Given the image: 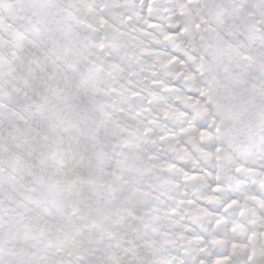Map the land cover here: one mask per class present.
<instances>
[{
    "label": "snow or ice",
    "instance_id": "snow-or-ice-1",
    "mask_svg": "<svg viewBox=\"0 0 264 264\" xmlns=\"http://www.w3.org/2000/svg\"><path fill=\"white\" fill-rule=\"evenodd\" d=\"M0 264H264V0H0Z\"/></svg>",
    "mask_w": 264,
    "mask_h": 264
}]
</instances>
